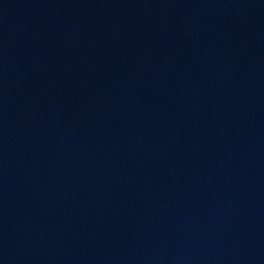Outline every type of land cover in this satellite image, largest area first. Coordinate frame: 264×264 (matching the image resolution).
I'll return each instance as SVG.
<instances>
[{"label":"water","instance_id":"obj_1","mask_svg":"<svg viewBox=\"0 0 264 264\" xmlns=\"http://www.w3.org/2000/svg\"><path fill=\"white\" fill-rule=\"evenodd\" d=\"M0 264H264V117L178 0H0Z\"/></svg>","mask_w":264,"mask_h":264}]
</instances>
